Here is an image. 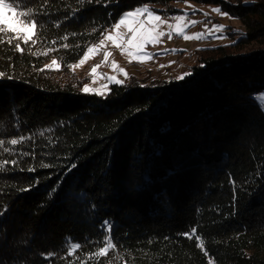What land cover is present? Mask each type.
Instances as JSON below:
<instances>
[{
	"label": "trees",
	"instance_id": "obj_1",
	"mask_svg": "<svg viewBox=\"0 0 264 264\" xmlns=\"http://www.w3.org/2000/svg\"><path fill=\"white\" fill-rule=\"evenodd\" d=\"M184 1L39 0L35 43H0V162H18L0 167V264H264V0H217L245 29L184 80L99 96L69 67L123 12Z\"/></svg>",
	"mask_w": 264,
	"mask_h": 264
},
{
	"label": "snow or ice",
	"instance_id": "obj_2",
	"mask_svg": "<svg viewBox=\"0 0 264 264\" xmlns=\"http://www.w3.org/2000/svg\"><path fill=\"white\" fill-rule=\"evenodd\" d=\"M33 2L39 3V0H0V43H7L11 45L13 40L18 41L16 43L15 48L16 51L22 52L23 49L21 48L22 42L24 45H29L30 42L33 44L35 43L34 36H35V30L37 29V19L36 16L33 14L31 8L29 7L30 4ZM47 2V0H45ZM90 2V0H89ZM213 11L223 15V16H229L228 13H223L220 8L213 9ZM42 15H49L46 12H43V9H41ZM207 15V13H205ZM188 16V13L184 11L183 15H176L172 17L176 21V23H169L168 20L164 19L160 14H157L156 12L152 11L149 6H137L133 10H129L126 12H123L119 19L114 22L110 28L105 29L101 33V40L98 44L91 45L87 47L85 54L83 57L79 60V65H83L86 63V61L89 60V58L95 54L98 53L99 50L104 49L107 45L111 44L113 47L120 49L121 52L129 57V61L135 60L136 62L143 63L145 61V58H151L153 54L147 53L145 51V48L149 45L156 46L161 41L162 38L165 36H168L169 39L172 38L173 35H179L185 40H192V39H201L204 38V33H196L193 35L186 34L187 27L194 26L196 23H200L199 21H187L186 18ZM64 19H67L65 17ZM57 26H59V21L56 22ZM165 27L167 28V31H165ZM206 31H208L210 34L213 35V38H215V33L222 32L224 29L223 25L214 24L211 29L207 28V25L205 26ZM244 35V34H240ZM65 39H67V36H65ZM67 47V45H64ZM181 51L179 49H165L164 52L160 53V55H166L168 52H177ZM47 55V53H45ZM111 52H105L104 53V62L108 61L109 56H111ZM71 69H75L77 65H69ZM100 67V65H96L91 69L90 76L93 77L95 80L97 75V69ZM161 67H164L161 65ZM201 67H204V65H201ZM46 68L49 70H59V65L57 60L53 59L51 64L46 65ZM112 68L113 70H118L119 72L123 73V75L127 78L128 74L127 72L119 68L117 63L115 61L112 62ZM103 75V74H101ZM192 73H183L179 77H177V80H184L186 77L191 76ZM5 77L4 73H0V78ZM8 80H12V76L6 77ZM107 80H109L112 83L116 84H122L123 82L115 75L106 77ZM103 87L101 89L96 88H90L89 86H85L82 91L85 94H93V95H99L104 96L105 92L103 91ZM48 131H51L49 129ZM41 135L44 133L41 132ZM30 137L21 136L20 140L17 139H11L10 145L16 146L18 143H21L25 139ZM4 143L3 139H0V145ZM7 151V149H5ZM32 156V159H35V149L33 148L31 153L28 152H21L20 155L27 157L28 155ZM9 163L12 164L13 167L17 166V160L13 159L11 161L4 160L0 162V167L6 166ZM49 164H43L44 168L49 167ZM76 164L73 163L69 166L68 171H71L72 168H75ZM23 171L24 169H20ZM28 171H34V168H28ZM67 175V173H65ZM63 177L60 178L56 182V185L53 186V188L50 190L51 192H55L57 189V186L62 183ZM234 183V181H233ZM25 191L31 190L30 188L24 189ZM94 207V206H93ZM101 229L106 233V235L103 237L102 243L105 245V247H102L98 249V254L103 255L106 253L108 249L114 248L115 245L112 241V223L108 220L102 221L100 225ZM181 235L186 236L188 239H191L193 236H196V227L193 226L188 233H183ZM197 240L199 241V236H196ZM66 244H68L67 248V255L73 256L74 261L76 257L74 256L75 250H79L81 248L80 243H70L66 241ZM198 247L203 248L202 244H198ZM53 253L46 255L44 257L45 260H51L53 257ZM89 256H92V253L88 254ZM83 264V262H82Z\"/></svg>",
	"mask_w": 264,
	"mask_h": 264
},
{
	"label": "rangeland",
	"instance_id": "obj_3",
	"mask_svg": "<svg viewBox=\"0 0 264 264\" xmlns=\"http://www.w3.org/2000/svg\"><path fill=\"white\" fill-rule=\"evenodd\" d=\"M225 4H235L238 2L251 3L254 0H224ZM223 4V3H222ZM221 3L217 0H189L184 2L175 3V8L177 11L172 13H164L160 11V7L153 5H147L150 9L157 14H160L164 19L168 20L169 23H176L172 17L176 15H183L184 11L188 13L186 18L187 21H199L194 26L187 27L186 34L193 35L196 33H204V38L199 40H185L179 35H173L171 39L168 36L162 38V41L156 45H149L145 48L147 53L153 54L151 58H145L143 63L136 62L135 60L129 61V57L121 52L120 49L113 47L111 44L107 45L104 49L98 51L97 54L91 56L85 64L79 65V60L72 63V65H77L74 71L79 77L83 78L85 86L90 88L101 89L106 96L113 84L106 77L115 75L117 79L121 80L126 84L134 79L138 80H153V79H163L171 80L177 79L183 73H189L192 68L199 62V52L201 48L205 47H216L219 45H228L238 38L239 31L245 29L244 24L240 18L235 17L230 14L226 8L223 7ZM144 6V5H141ZM220 8L223 13L230 14L229 16H223L213 9ZM133 10V9H131ZM207 13V15H205ZM214 24L223 25L224 29L222 32L215 33V38L213 35L206 31L205 26L211 29ZM167 31V28L164 29ZM36 31V30H35ZM102 37L92 42L89 46L98 44ZM250 48L247 47L242 51H246ZM165 49H179L181 51L168 52L166 55H160ZM111 52L112 55L109 56L108 61L104 62V53ZM85 54V53H84ZM115 61L119 68L124 69L128 76L127 78L123 73L118 70H113L112 62ZM100 65L97 69V75L95 80L90 76L91 69ZM163 65L164 67H161ZM103 74V75H101ZM82 88V89H83ZM260 102L264 105V93L260 98Z\"/></svg>",
	"mask_w": 264,
	"mask_h": 264
},
{
	"label": "bare ground",
	"instance_id": "obj_4",
	"mask_svg": "<svg viewBox=\"0 0 264 264\" xmlns=\"http://www.w3.org/2000/svg\"><path fill=\"white\" fill-rule=\"evenodd\" d=\"M253 96L256 97V98H258L260 96V93H256Z\"/></svg>",
	"mask_w": 264,
	"mask_h": 264
}]
</instances>
